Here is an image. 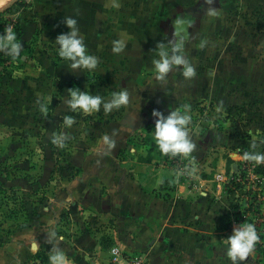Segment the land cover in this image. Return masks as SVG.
<instances>
[{
    "label": "crops",
    "instance_id": "1",
    "mask_svg": "<svg viewBox=\"0 0 264 264\" xmlns=\"http://www.w3.org/2000/svg\"><path fill=\"white\" fill-rule=\"evenodd\" d=\"M51 1L40 0L34 7H39L42 2L52 3ZM193 1L195 0H109L116 8H104L105 14L98 20L91 19L88 13L84 17V11H78L79 0H70V5L59 8V11L54 10V21H51L57 22L60 27H66L63 23L65 17L77 20L81 16V20L97 21L98 32L93 34L95 38L92 39L96 41L97 37L106 41L105 33L103 35L100 32L113 28L112 24L108 26L107 21H119V29L123 35L118 40L125 42V48L117 55L120 63L125 66L119 69L117 77H112L119 91H128L129 102L121 106L117 117L101 125L86 151L82 149L80 156L78 153L72 155V165L83 173L86 172L85 178L72 180L66 185V189L58 190L56 196L50 199L49 206L39 208L32 216V222L18 231L19 237H15L6 246H0V264H32L37 251L52 253L54 245L65 253L70 264H97L93 259H88L86 254L103 250L99 232L94 229H73L86 220L93 219L101 222L112 219L115 225L112 237L118 238L123 245L134 244L135 249L146 247L149 264H231L225 255L227 245L221 240L228 237L224 230L228 215L221 208V202H214L211 198L213 195L217 199L222 198L220 194L224 184L216 180V175H222L221 155L226 145L231 144L234 139L227 122L223 123L225 126L222 129L213 127L209 120L201 117L195 123V107L208 104L207 106L222 111L256 104L264 108V57L256 58L255 48L239 54L234 50V44L229 43L234 40V21H224L223 14L225 9L234 7V0H212L211 4L200 0L194 6ZM235 1L236 4L241 3L251 8L264 7V0ZM105 2L107 1L101 0L98 4L104 6ZM163 2H167L166 9L160 4ZM181 2L185 4L179 5ZM209 8L215 9L218 14L209 16ZM163 10L167 13H159ZM127 11L132 12L133 16L121 18L120 14ZM179 21L185 22L184 30L177 34ZM26 35V28L23 26L21 38ZM179 36H184V53L195 68V76L185 78L181 66H174L163 80L156 79L152 61L159 59L158 44H165L170 51L169 41H175ZM201 42L203 47L200 46ZM59 63L53 70L62 79L61 67H69L71 62L62 59ZM109 75L111 74H105L106 77ZM70 76L81 78L83 73ZM42 90L36 92L40 99L45 98L44 94L40 96ZM59 104L64 105L62 102ZM185 105L188 106L186 111L191 117L186 126L188 136L195 148L187 156H182L192 161L189 162L194 165L195 170H203L208 175L197 178L198 185H202L199 188L200 194L190 196L186 192V186L179 185L177 197H174L173 192L169 194L159 189L162 178L151 188L143 185L139 178L131 175L134 170H142V167L136 164L128 170L123 164L124 160H120V152H131L134 149L127 143V139L136 131L154 129V109L166 116L174 110L183 113ZM54 107V121L60 120L65 106L57 116V105ZM105 137L114 142L113 146H109ZM229 165L231 170L237 169V163L231 162ZM227 166L225 164L224 168H228ZM213 183L215 188H212ZM64 212L65 215H62ZM176 221H185L188 229L180 232ZM62 222L68 227L66 233L57 228ZM150 223L158 230L153 233L150 231L151 234L145 236V226ZM52 225L56 226L58 233L50 243L48 235L54 230ZM128 234L132 237H128ZM133 236L134 243L130 241ZM60 237L63 239H59ZM149 239L154 240L152 245L148 244ZM262 258L261 253L252 251L246 261L238 264H262Z\"/></svg>",
    "mask_w": 264,
    "mask_h": 264
},
{
    "label": "rangeland",
    "instance_id": "2",
    "mask_svg": "<svg viewBox=\"0 0 264 264\" xmlns=\"http://www.w3.org/2000/svg\"><path fill=\"white\" fill-rule=\"evenodd\" d=\"M39 1L9 0L0 7V35L4 34L8 26L13 27L16 37L18 35L16 27L22 29L25 26L27 32L25 38L21 36L17 38L21 44L18 57L13 58L6 49H0V182L3 184L0 189V246H6L15 237H19L18 231L23 230L28 223L32 222V216L39 208L49 206L50 199L56 196L58 190L66 189V185L72 180L85 178L86 172L83 173L82 170L77 169V166L72 165V155L78 153L77 155L80 156L82 149L86 151L89 142L96 138L97 130L101 128V125L117 117L121 110L120 107L105 114L101 106L99 112L84 114L80 110L72 111L66 103L70 99L68 90L73 87L81 91H89L92 95H100L105 101L111 99L113 92L119 91L112 77H117L120 74L119 69L125 66L124 63H120L119 55L112 52L113 42L123 35L119 29V21H107L108 26L112 24L113 28L100 32L103 35L105 33L106 41L104 42L100 37H97V41L92 40L95 38L93 34L98 32L97 21L81 20V16H78L79 34L84 38L88 54L96 56L98 63L91 70L71 69L70 66H63L60 69L62 80L53 70L61 61L58 54L59 46L55 43V38L59 34L67 33L69 29L53 22V16L54 10L59 11V8L70 5V0H52V3L42 2L39 7H34ZM100 1L79 0L80 10L78 11H84V17L88 13L91 19L98 20L105 14V9L114 10L116 8L113 2H108L109 0H106L104 6L98 4ZM199 1H193L192 5H197ZM160 4L163 9H166L167 2ZM7 7L10 8L4 11ZM159 13L167 12L163 10ZM223 15L224 21H234V40L229 42L234 44V50L240 54L241 51L248 52V49L255 48L257 51L255 57H264V7L251 8L241 3L236 4L234 0V7L225 9ZM130 16H133L130 11L120 14L121 18ZM171 18L177 19V17ZM79 72L83 73L81 78L70 76V74H79ZM92 73L95 75L94 78H91ZM106 73L111 75L106 77ZM67 77L68 79H64ZM69 83L72 85L71 88L68 87ZM39 89H43L40 96L44 94L45 98H39ZM49 100L48 114L42 115L40 104ZM61 102L64 105L59 104ZM56 105L55 116L63 111L64 106L65 111L60 120L54 121L53 114ZM207 105L195 107L197 110L194 116L195 123L201 117L209 120V124L213 127L222 129L225 126L223 123L227 122V127L234 139L231 144L226 145L221 155L224 169H222V175L224 181L228 180L222 186L220 194L222 198L217 199V196L213 195L211 200L220 201L221 208L227 212L228 220L224 226L227 236H230L233 228L239 224L251 223L257 235L263 236L259 242L264 248V162L257 163L254 159L245 158L246 153L249 155L264 154V108L260 105L248 104L238 106L234 110L220 111ZM66 111L70 112L71 117L73 114H78L73 117L74 123L71 127H65L63 123ZM153 131V128H144L134 133L135 137L142 133V137L149 135L151 138L139 148L125 153L123 164L128 170L136 164L142 167V170H134L131 175L139 178L147 188L154 186L159 178H173L176 187L174 190L165 192L169 194L173 192L174 197L179 185H185L186 192L190 196L200 194L199 188L202 185H198L197 178L208 174L200 169L195 170L194 165L190 163L192 161L184 159L183 156L181 157L188 166L187 174L182 172L172 162L173 155L161 153L158 145L154 151L147 152L148 144L151 141L156 143ZM59 133H65L69 137L62 148L53 144L51 140L53 135ZM231 162L237 163L236 170H231L229 165ZM224 163L228 164V168H224ZM7 187H13L16 190L15 196L19 197L15 200L16 202L10 199L11 192L6 189ZM190 188L193 190H189ZM212 188H215V183L212 184ZM228 190L233 192L227 193ZM257 204L260 206V211L256 213ZM13 207L16 210L14 213L11 212ZM248 207L250 210H246ZM242 210L247 212L242 215ZM237 212L239 213L236 216ZM62 215H65V212ZM66 221L69 222L68 219ZM176 222L180 232L188 229V223L185 221ZM152 225L150 223L145 226V236L158 230ZM58 226V229L67 232L68 227L65 222L59 223ZM52 227L53 231L58 233L55 230L56 226L52 225ZM74 228L75 230L94 229L99 232V239L103 236L111 239L108 247L103 248L101 252L86 254L88 259H93L97 264H127V260H133V264H149L145 253L146 247L135 249L134 244L132 246L127 243L123 245L124 243L118 238L112 237L115 229L112 219L105 222L96 219L86 220L79 227ZM127 236L132 237L131 234ZM130 241L134 243V236ZM153 242L152 239L148 240L149 245ZM113 246L118 248V255L110 252ZM253 252L256 253V251ZM37 253H41L43 257L47 256V261L39 263L35 259L32 264H50L51 252L41 250ZM261 262L264 264V258Z\"/></svg>",
    "mask_w": 264,
    "mask_h": 264
},
{
    "label": "clouds",
    "instance_id": "3",
    "mask_svg": "<svg viewBox=\"0 0 264 264\" xmlns=\"http://www.w3.org/2000/svg\"><path fill=\"white\" fill-rule=\"evenodd\" d=\"M205 3L211 4L212 0H205ZM209 16H216L218 13L215 9H207ZM63 23L69 29L67 33L59 34L55 38V43L59 46L58 54L64 60L70 61L71 69H94L97 66L98 59L94 55L88 54L84 38L79 34L77 27V20L73 17H65ZM184 21L177 22V34L183 32ZM184 36H179L175 41H169L171 50L163 44L159 43V59L152 61L154 66V73L156 79L163 80L174 66H181L182 75L185 78H192L195 76V68L190 63L184 53ZM203 47V42H201ZM125 48L123 40L113 42L112 52L120 53ZM0 49H6L8 53L16 58L21 51V44L18 42L16 33L12 26L5 29L3 35H0ZM70 99L66 102L72 111L80 110L84 114H92L99 112L101 106L105 114L110 113L113 109H119L122 105L129 102V93L126 89L118 92H113L111 99L105 101L100 95H92L89 91H81L78 88H71L68 90ZM48 103L46 101L40 104V112L42 115L48 114ZM185 111L180 110L171 111L168 115H164L161 111L153 110L152 116L154 121V139L158 145L159 150L163 154H183L187 156L195 148V144L190 141L188 136L187 125L191 117L187 114V105L184 106ZM65 127H71L74 119L71 116H65L63 120ZM69 139L67 134L59 133L52 137V143L58 147H64L65 142ZM105 141L109 146H113L114 142L109 141L105 137ZM246 159H254L257 163L264 162V154L249 155L245 154ZM57 234L55 231L48 235V241L51 243ZM59 239H63L60 237ZM227 245L225 255L231 261V264H238L240 261H246L250 252L255 247L258 236L255 227L251 223H242L234 227L232 234L226 239H221ZM50 264H70L65 253L54 245V250L49 256Z\"/></svg>",
    "mask_w": 264,
    "mask_h": 264
},
{
    "label": "trees",
    "instance_id": "4",
    "mask_svg": "<svg viewBox=\"0 0 264 264\" xmlns=\"http://www.w3.org/2000/svg\"><path fill=\"white\" fill-rule=\"evenodd\" d=\"M16 4V3H15ZM18 5L19 6H22L21 5V3H18ZM10 8V7H9ZM8 7L4 10V11H6V10H8L9 9ZM18 30V35H17V38H19L20 36H21V34H22V29H21V27H16V31ZM63 58H61L60 56H59V60H62ZM92 77L91 78H94V76L95 75H93V74H90ZM90 75H87V77H89ZM71 84L69 83V88H71ZM61 88H59V90H60ZM65 116H71V114H70V112L68 111L66 114H65ZM76 116H78V114L76 113V114H73V117H76ZM134 138H136L135 140H134ZM151 137L148 135L147 137H142V133H139V135H137V137H135V135H133V136H131V137H129L128 139H127V143L128 144H131L132 145V147L134 148V149H137V148H139L140 147V145H143V144H145L146 143V140H148V139H150ZM51 140H52V137H51ZM157 146V144L154 142V141H151L149 144H148V147H147V149H146V151L147 152H152V151H154V149H155V147ZM127 152H129V150H123V151H121L120 152V160H124V156H125V153H127ZM141 160H142V158H141ZM179 155L177 154V155H175V156H173V158H172V162H174L175 163V166H176V164H178L179 163ZM173 181V178H164V179H162V181H161V183H160V186H159V189L160 190H162V191H167V192H169L170 190H174V188L176 187V184L174 183V181ZM237 185H238V183H236ZM3 187V184L0 182V189ZM9 192H11V195H10V199H12L13 200V202H16L15 200H17L19 197H17V196H15V194H16V190H14V188L13 187H7L6 188ZM235 189V188H234ZM227 193H232L233 191L232 190H228V191H226ZM256 207L258 208V209H255L256 211V213L257 212H259L260 210H259V208H260V206H259V204H257L256 205ZM252 209V208H251ZM247 210H250V207H248V209ZM12 213H14V212H16V210H14V207L12 208V211H11ZM237 214H238V212L236 213V216H237ZM249 220V219H248ZM258 236V240H260L261 238H263V236L262 235H257ZM111 242V239L109 240V238L108 237H105V236H103L102 238H100V244H101V246L103 247V248H107L108 247V245H109V243ZM252 251H256V252H259V253H261V255L263 256V258H264V248H262L261 247V245H260V243H258L257 245H256V247H254V249L252 250ZM35 259L36 260H38V262L39 263H43V262H45V261H47V256H42V254L41 253H37L36 254V257H35Z\"/></svg>",
    "mask_w": 264,
    "mask_h": 264
},
{
    "label": "built area",
    "instance_id": "5",
    "mask_svg": "<svg viewBox=\"0 0 264 264\" xmlns=\"http://www.w3.org/2000/svg\"><path fill=\"white\" fill-rule=\"evenodd\" d=\"M182 155H179V163L178 164H176V168H179L182 172L184 171L186 174H187V164L185 163V161H184V159H183V157H181ZM216 180L217 181H220V182H223V184H225V182H228V180H226V181H224V176L223 175H221V173H219V174H217L216 175ZM247 210V209H246ZM246 210H242L241 211V213H242V215H244V213H246L247 211ZM239 213V212H238ZM258 232H260V231H258ZM261 233H263V232H261ZM259 235V234H258ZM261 235V234H260ZM260 240H257L256 241V243H255V247H256V245L258 244V243H260L259 242ZM110 252L112 253V254H114V255H118V248L117 247H115V246H113V247H111L110 248ZM114 259H117V257H114ZM134 263V261L133 260H127V264H133Z\"/></svg>",
    "mask_w": 264,
    "mask_h": 264
},
{
    "label": "bare ground",
    "instance_id": "6",
    "mask_svg": "<svg viewBox=\"0 0 264 264\" xmlns=\"http://www.w3.org/2000/svg\"><path fill=\"white\" fill-rule=\"evenodd\" d=\"M9 0H0V7H2L5 3H7Z\"/></svg>",
    "mask_w": 264,
    "mask_h": 264
}]
</instances>
